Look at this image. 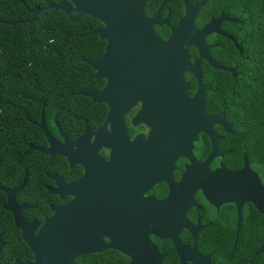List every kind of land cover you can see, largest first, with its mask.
I'll return each mask as SVG.
<instances>
[{
    "label": "flooded vegetation",
    "instance_id": "1",
    "mask_svg": "<svg viewBox=\"0 0 264 264\" xmlns=\"http://www.w3.org/2000/svg\"><path fill=\"white\" fill-rule=\"evenodd\" d=\"M141 1L155 34L162 40L176 36L178 53L168 52L166 67L159 70L153 61L128 62L125 110L112 102V109L123 115L122 126L116 117L106 121L108 104L88 96L93 111L90 124L80 117L84 126L73 137L59 126L72 141L87 125L93 145L81 144V161L69 165L57 155L63 159L60 172L30 174L27 184L24 173L14 186H0L5 216L0 218V264L36 261L21 238L13 211L4 207L7 190H15L10 203L24 224V233L36 236L53 215L52 207L74 198L69 189L72 182L77 229L64 234H75L70 240L89 245L86 249L91 252L73 257L69 264H264V152L261 145L249 142L264 136L241 132L248 128L233 125L219 104L211 106V100L230 94L245 71L264 55V0ZM97 22L94 29L102 26ZM98 40L102 51L91 59L104 52L106 42ZM177 58L185 63L181 78L187 98L210 85L205 91L206 113L224 110L227 124L211 126L217 151L212 152L205 128L196 133L191 126L153 127L142 118L141 113L151 117L155 111L148 100L157 77L174 81ZM194 64L198 71L196 66L190 68ZM94 73L88 77L93 79L91 87L83 91H93L99 98L106 78H92ZM120 89L113 86L108 95L115 97ZM54 125L55 132L47 131L61 141ZM43 139L39 147L47 146ZM86 167L91 169L90 179L84 177ZM6 245L8 250L2 253Z\"/></svg>",
    "mask_w": 264,
    "mask_h": 264
},
{
    "label": "trees",
    "instance_id": "2",
    "mask_svg": "<svg viewBox=\"0 0 264 264\" xmlns=\"http://www.w3.org/2000/svg\"><path fill=\"white\" fill-rule=\"evenodd\" d=\"M56 3L59 0H48ZM44 7L46 0H0V186H14L26 173L60 172L63 159H50L38 151L27 152V145L43 144L41 131L35 125L40 115L48 131L55 124L69 137L77 135L93 119L90 99L75 94L89 89L91 68L83 59L102 51L97 37H85L98 24L85 14L75 22L68 21L61 9L47 11L31 24L29 8ZM11 23H15L14 26ZM264 53V52H263ZM245 71L224 98L211 100V106L225 108L232 124L248 129L241 132L264 136V55ZM213 96V94H212ZM264 152V137L252 138ZM3 193L0 191V218ZM17 245L22 246L18 239ZM8 246H4L5 253Z\"/></svg>",
    "mask_w": 264,
    "mask_h": 264
},
{
    "label": "water",
    "instance_id": "3",
    "mask_svg": "<svg viewBox=\"0 0 264 264\" xmlns=\"http://www.w3.org/2000/svg\"><path fill=\"white\" fill-rule=\"evenodd\" d=\"M197 7L201 8L202 3L198 4ZM55 9H61L70 22H75L78 18L87 14L102 23L101 27L92 30L85 37H98L100 40H104L106 42L104 52L99 59H83V62L95 71L92 78H106V84L101 91L104 94L99 98L97 93L93 91L77 92L76 94L88 96L93 101L99 100L108 104L110 110L106 116V121L116 117L120 122V126H122L123 115L121 112L117 113V111L112 109V102L119 103L121 108L125 110L126 98L123 87L126 84L124 82V69L126 66L129 67L128 62L139 61L140 64H143L141 62L153 61V66L157 70L164 69L166 67L165 55L170 51L178 53L179 41L176 40L175 35L162 40L154 33L151 29L150 20L145 17L141 0H59L56 3L46 0L44 7L34 5L29 8L30 12H32L31 18L23 23L31 24L39 15ZM11 25L14 26L15 23H11ZM198 33L201 34L203 31ZM132 66L134 65L130 63V67ZM193 66L196 65L190 66L192 70H194ZM184 67L185 63H182L177 58L173 65L175 79L172 83H167L163 76L160 79L159 76L157 77L154 83V95L148 100L155 111L151 117L150 115L145 116V112L141 113L142 118L153 127L191 126L196 128V133L201 128H205L212 139V152L214 150L217 151V136L211 130V126L214 124H227L224 110L211 115L206 113L205 91L210 85L203 86L202 91L199 89L195 97L187 98L181 78V71ZM194 68L198 71L197 66ZM197 76L199 77V74ZM113 86L122 89L116 93L115 97H110L108 91ZM35 125L46 138L47 146L35 147L27 144L28 152L39 151L47 157L60 155L65 158L69 165L81 161L79 159L81 155L78 150L80 151L81 144H86L90 138L87 125L83 134L72 141L67 139L58 125H56L57 130L61 134L62 140L54 139L45 127L42 114L39 121L35 122ZM190 143L192 145L191 141ZM89 144L93 145L90 142ZM211 156L214 155L211 154ZM192 167L187 171V175L191 174ZM90 173L91 169L86 167L84 177L90 179ZM215 173L213 172L212 174ZM69 189L74 198L65 205L52 207L54 210L53 215L46 218L36 236L24 233V224L17 219L10 203L11 195H13L15 190H7L8 202L4 204V207L13 211L14 222L22 229L21 238L34 252L36 261L33 264H43L46 260L69 264L73 257L91 252L86 249L89 245L76 244L70 240L75 237V234L67 236L64 234L72 229L75 232L77 229V211L75 208L78 203L74 193L75 182L69 184ZM15 264L29 263L15 262Z\"/></svg>",
    "mask_w": 264,
    "mask_h": 264
}]
</instances>
